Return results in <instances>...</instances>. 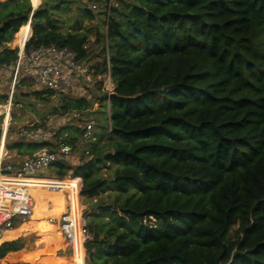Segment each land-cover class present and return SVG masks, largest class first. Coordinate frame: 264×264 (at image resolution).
Listing matches in <instances>:
<instances>
[{
  "label": "trees",
  "instance_id": "trees-1",
  "mask_svg": "<svg viewBox=\"0 0 264 264\" xmlns=\"http://www.w3.org/2000/svg\"><path fill=\"white\" fill-rule=\"evenodd\" d=\"M75 1L65 27L55 15ZM89 1L0 2V67L16 58L6 44L26 41L31 14L26 48H67L94 74L109 73V96L102 81L97 96L80 98L23 81L12 98H60L56 117L78 115L55 136L72 154L87 122L101 131L76 166L49 169L53 179L80 178V196L95 198L85 264H264V0H113L95 10ZM85 22H97L94 42ZM15 141L8 148L22 157L55 147ZM108 184L112 198L97 199ZM23 248L0 244V263Z\"/></svg>",
  "mask_w": 264,
  "mask_h": 264
},
{
  "label": "built area",
  "instance_id": "built-area-1",
  "mask_svg": "<svg viewBox=\"0 0 264 264\" xmlns=\"http://www.w3.org/2000/svg\"><path fill=\"white\" fill-rule=\"evenodd\" d=\"M92 10L99 8L96 4L89 5ZM103 7V6H100ZM30 24V20H28ZM31 36V35H30ZM29 36V38H30ZM28 38V39H29ZM17 46L16 58L8 67L10 70L8 93L4 104H0V119L5 122L8 117L7 126L4 131L2 128L3 145L7 137L8 123L10 122V112L12 108V98L15 88L20 86L23 81L30 83L36 90L41 88L45 91L54 92L57 95L72 94L80 84L95 85L103 82V90L106 95L112 91V83L109 73L94 74L88 66L82 64L77 54L67 48H57L55 46H40L26 48ZM6 46L10 49L9 44ZM5 66L0 67V72L5 71ZM86 83V84H85ZM36 87V88H35ZM75 113L63 115L60 122L48 120L46 129L30 127H21L16 131L13 140H25L27 142H54L53 149H41L32 155L24 156L17 164L11 162V155L4 146V151L0 154V238L5 232H9L15 228L17 224L25 222L33 214V200L29 190L25 186L28 180L41 177L49 170L53 164L58 162H66L72 155L71 146L62 141L61 138L55 140L60 123L66 124L77 118ZM93 124L87 122L85 131L82 134L83 140H88L91 136ZM1 148V147H0ZM85 154H88L87 152ZM74 196L77 199L79 195V184L70 181ZM54 184H49V192L66 191V180H51ZM72 194H67V210H65L57 219L47 218L48 222L56 225L58 230L64 236V239L70 244L73 264L75 263V255H81L82 264H85L84 244L91 238L85 227L83 217L78 210L72 208ZM81 249V250H79ZM31 264H39L32 262Z\"/></svg>",
  "mask_w": 264,
  "mask_h": 264
},
{
  "label": "rangeland",
  "instance_id": "rangeland-1",
  "mask_svg": "<svg viewBox=\"0 0 264 264\" xmlns=\"http://www.w3.org/2000/svg\"><path fill=\"white\" fill-rule=\"evenodd\" d=\"M31 5L33 8H37L38 5L41 3V0H30ZM102 2V6H108L113 4V0H100ZM2 2V0H0ZM96 1L90 0L88 4L90 5H95ZM106 3V4H105ZM78 4V2H73L71 5H69V11L65 12L63 11L62 13L60 12L59 15H55V17L61 18L63 21V24L65 27H67V20L70 18V14L74 12L75 6ZM98 6V4H96ZM100 7V5H99ZM98 8V7H97ZM101 8V7H100ZM97 22H85L84 26L87 28L91 29L96 25ZM97 25L102 28V21L98 22ZM25 28L28 29V36L25 38L29 37L30 34V27L28 25L24 26ZM23 27V28H24ZM15 37V36H14ZM14 39V38H13ZM89 39L91 42H94V32L92 30L91 34L89 35ZM24 40V41H25ZM13 41V40H12ZM10 42V49L14 50L16 47L14 44ZM20 47L23 46V43L19 45ZM93 63V62H92ZM9 78H10V70L7 68L5 71L0 72V104H4L7 93H8V86H9ZM86 84V83H85ZM88 87V91L86 89ZM36 88V87H35ZM21 91H24L26 93L27 90H23V88H20ZM25 89V88H24ZM35 89L33 88V91ZM41 88H36V91H41ZM88 92V93H87ZM74 97H89L90 95L92 97L97 96L95 92L94 86L89 83V84H80L78 88H76L72 94H69ZM45 99L43 101H37L35 100L34 97H28L24 100V103L17 104L16 106L13 105L12 103V108L10 112V122L8 123V131H7V137L4 141V146L6 149L9 151V154L11 155V162L12 163H17L22 156L17 155L15 150H9L8 146L12 145L13 142H16L15 140L9 138L15 131H17L21 127H33L34 125H39L42 124L43 122H48V120H53L54 122H60V117H56V115L53 113L55 106L58 105L60 102V98L58 97H53V98H48L46 95L43 96ZM48 98V99H47ZM99 103L95 102L92 107V112L91 116L94 118H98V121L100 119V115L98 114L97 110L100 109ZM103 110V109H102ZM8 122V117L6 118L5 122L3 121V118L0 119V147L3 146V137H2V128L4 125V131L7 126ZM98 123V122H97ZM71 125L68 126H76L75 122L70 123ZM64 124L60 123L59 128L63 127ZM46 127V125H45ZM100 130L98 127H96V123L94 127L92 128L91 136L90 138L86 140H82V143L77 147V150L73 152V154L70 157L69 163L72 166H76L79 162L80 158V153L81 152H86L89 150V144L90 141L94 139V135H99ZM62 136H66V133H63ZM14 137V134L12 135ZM87 143V144H86ZM107 166V165H106ZM111 170L108 167H103L101 169L102 176H105L106 174L110 173ZM52 175V170H47L43 176H39L35 179H40V180H31V181H36L34 183H40L43 182L42 187H39L38 192H40L41 196L38 198V203L37 204V211H36V218L30 220H25V222H22L20 224H17L16 229L13 233H6L4 234L3 238H14L13 240H21V242L24 244V248L17 253L16 255H12L10 258L7 259V261L2 260L0 264H31L30 262H27L28 260L35 259V262H38L39 264H73V260L71 258L72 253L70 249V244L66 242L64 239V236L61 234V232L58 230L56 234L53 233L54 237L49 240H45L44 238H48V233H41V230H53L51 229L52 225L51 223L48 222V219H46L48 216H53L55 217L58 214V208H60V205H64L65 202H61V198L59 195V192H49L48 186L49 184H53L51 180H58V179H53L51 178ZM74 178L69 179L72 181ZM45 180H49L51 182H46ZM66 179H64L65 181ZM68 181V180H66ZM46 182V183H45ZM66 192L70 193V184H66ZM81 188V187H80ZM110 189V184L107 185V190L100 194L97 199H101L104 201L110 200L112 191ZM73 189H71L72 191ZM58 193V194H57ZM31 194V192H30ZM72 194V208L73 210L77 209L78 210V205L80 208L81 215L83 217L84 224L90 219V214H91V206L95 202V198H86L83 196H80V190H79V195H77L78 202H76L75 196ZM64 197L67 200V194L64 192ZM74 200V201H73ZM67 203L68 200H67ZM67 203L65 205V210H67ZM78 203V205H77ZM61 212V211H60ZM96 213V212H95ZM97 214V213H96ZM40 218H43L41 221ZM26 223V224H25ZM49 223L50 225H48ZM57 227V226H55ZM16 234H18L16 236ZM45 243V249L44 251H37L35 250L38 248L39 245H43ZM81 250V249H79ZM29 257V259H27ZM76 261L81 260V255L76 254L75 255ZM65 262V263H63Z\"/></svg>",
  "mask_w": 264,
  "mask_h": 264
},
{
  "label": "crops",
  "instance_id": "crops-1",
  "mask_svg": "<svg viewBox=\"0 0 264 264\" xmlns=\"http://www.w3.org/2000/svg\"><path fill=\"white\" fill-rule=\"evenodd\" d=\"M3 1H6V0H2V2H3ZM26 25H28V26L30 27V24L27 23ZM26 25H25V26H26ZM30 35H31V28H30V34H29V36H30ZM28 38H29V37H28ZM28 38H27V39H28ZM9 45H10V43H9ZM0 145H1V144H0ZM5 148H6V147H5ZM0 149H2V151H4V147H1ZM19 161H20V160H19ZM19 161H18V162H19ZM18 162H17V163H18ZM17 163H13V164H17ZM75 179H78V180H79V187H81V179H80V178H74V180H75ZM45 181H46V182H51V181H49V180H45ZM34 182H36V181L28 180V181L25 182V186L28 188V190H29L31 193L38 192L39 187H42V186H36V187L32 186V185L35 184ZM46 182H45V183H46ZM73 182H74V181H73ZM71 183H72V182H71ZM71 183L68 182V181L66 182L67 185H69V184L71 185ZM75 183H76V182H75ZM53 184H54V183H53ZM64 192H65V194H69L68 192H66V191H64V190H63V191H59V195H60V198H61V202H65V204L59 206L60 208L57 209V210H58V214H57V215H60V214H62V213L65 211V205H66V203H67V200H66L65 197H64V196H65V195H64ZM72 192H74V191H73V190L71 191V189H70V194H71ZM57 194H58V193H57ZM71 196H72V195H71ZM74 200L77 202V199H76V198H75ZM74 200H73V201H74ZM33 201H34V200H33ZM34 202H35V201H34ZM38 203H40V202L37 201L35 204H38ZM67 204H68V203H67ZM60 211H61V212H60ZM36 215H37V214H35V218H36ZM36 219H37V218H36ZM40 219H41V221L43 220V218H40ZM16 226H17V225H16ZM15 229H16V227H15L13 230L15 231ZM13 230H11V231H13ZM14 231H13V232H14ZM13 232H12V233H13ZM8 234H10V233H8ZM17 235H18V234H16V236H17ZM2 237H3V235L1 236V238H2ZM1 238H0V239H1ZM9 241H13V239L10 240V239L5 238L0 244H2V243H4V242H9ZM34 260H35V259H34ZM28 261H29V260H28ZM28 261H27V262H28ZM63 263H65V262H63ZM75 263H76V264H82V259H81L80 261H79V260L76 261V259H75ZM65 264H66V263H65ZM67 264H69V263H67Z\"/></svg>",
  "mask_w": 264,
  "mask_h": 264
},
{
  "label": "bare ground",
  "instance_id": "bare-ground-1",
  "mask_svg": "<svg viewBox=\"0 0 264 264\" xmlns=\"http://www.w3.org/2000/svg\"><path fill=\"white\" fill-rule=\"evenodd\" d=\"M3 146H4V145H3ZM41 185H43V182L35 183V184L32 185V186L36 187V186H41ZM27 189H28V188H27ZM29 193H30V191H29ZM32 200H33V199H32ZM36 211H37V204H35V202L33 201V214H32V216L29 218L30 220H32V219L35 218ZM60 215H61V214H60ZM60 215H56L55 217H53V216H48L47 218L57 219V218H59ZM47 218H46V219H47ZM25 224H26V223H25ZM47 224L50 225L49 223H47ZM50 226H51V229H54V230L58 231V228L55 227L56 225H50ZM13 231H14V230H13ZM13 231L5 232L4 234H6V233H12ZM4 234H3V235H4ZM35 261H36V260L31 259V260H29L28 262L32 263V262H35Z\"/></svg>",
  "mask_w": 264,
  "mask_h": 264
},
{
  "label": "water",
  "instance_id": "water-1",
  "mask_svg": "<svg viewBox=\"0 0 264 264\" xmlns=\"http://www.w3.org/2000/svg\"><path fill=\"white\" fill-rule=\"evenodd\" d=\"M34 9H35V8L32 7V10H34ZM30 19H31V14H30V16H29V20H30ZM38 143H41V142H38Z\"/></svg>",
  "mask_w": 264,
  "mask_h": 264
}]
</instances>
